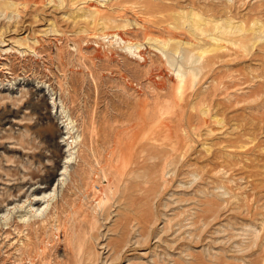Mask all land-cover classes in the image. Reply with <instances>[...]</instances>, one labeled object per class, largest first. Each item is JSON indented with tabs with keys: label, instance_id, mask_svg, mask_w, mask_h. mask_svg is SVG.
<instances>
[{
	"label": "rangeland",
	"instance_id": "obj_1",
	"mask_svg": "<svg viewBox=\"0 0 264 264\" xmlns=\"http://www.w3.org/2000/svg\"><path fill=\"white\" fill-rule=\"evenodd\" d=\"M206 20L232 33L211 45ZM71 122L74 167L36 217L7 212L0 264H71L83 239L80 264H264V0H0V205L63 165ZM110 242L133 247L111 261Z\"/></svg>",
	"mask_w": 264,
	"mask_h": 264
},
{
	"label": "bare ground",
	"instance_id": "obj_2",
	"mask_svg": "<svg viewBox=\"0 0 264 264\" xmlns=\"http://www.w3.org/2000/svg\"><path fill=\"white\" fill-rule=\"evenodd\" d=\"M12 5H15V4H12ZM86 12L81 17L92 18L94 20V18L96 16H98L97 13L99 11L97 10V11L92 12V13H90V12L86 13ZM198 17H199L200 20L203 19L202 16H198ZM95 20H98V22H99L101 20V17H98V19L95 18ZM230 24L227 23L225 27L219 28L218 25H211V23L209 24V21L205 22L204 24L201 23L200 21H198L196 29H198V31H201L200 34L204 35L206 40L212 41L211 45H214V41L218 40V34H217L218 32L216 33L217 30L220 32V35L221 34H227L228 32L232 33L231 30H230L231 29V25ZM229 35H231V34H229ZM196 36H197V34H196ZM198 37H199V35H198ZM189 46H191V45H189ZM221 47H223V46H221ZM221 47H218V48H221ZM200 48H201V52L202 53H206V52L212 51V49H209L208 47L201 46ZM218 48H216V49H218ZM57 113H58V111H57ZM75 125L74 124L72 125V122H71V123H68L67 127H66V129L68 130L67 133L70 134L69 138H71L72 141H70V142L67 141V151L66 152H67L68 155L65 157V162L63 163V165L61 163L62 162L61 159H63L61 157L62 156V154H61V155H59L60 156L59 160H56L54 162L52 161L53 165L50 166L48 164L50 167H48V166L46 167V170H45L46 173H45V175H43V177L30 182L31 187H32V193L31 194H28L27 193L28 191L26 192L22 188L23 190L18 195V198L17 197H10V198L7 199L5 204L0 205V224H1V220L2 219H4V220H8L9 219V216H5L7 214V212H9L8 215H11L10 213L11 212L14 213L15 210L18 211V209L29 207L28 210L32 213V216L36 217L38 212L42 211L43 204L49 203L50 201H55L57 199V196H56L57 194L56 193L66 183L67 176L70 174L69 173V168L72 169L74 167V165L72 164V159H73V156L76 154L75 148L77 146H79L78 140L80 139V144L84 140L83 139V136H84L83 134H84L85 130H83V132L79 133L78 130H76L77 126H75ZM161 126L162 127L163 126L166 127V124L163 123V124H161ZM46 129H44L45 131H43L42 134H44V135L51 134L53 136V135H60L61 132H62V131H60L58 129L57 125L55 124V122L52 119H50V123L48 124V127ZM87 130H89V134H90L89 138L92 141L93 137H94V132H95V122L93 120L90 123L89 127L87 128ZM137 137H138V134L134 133V134L130 135V138L128 139V141H126V142H123L121 140L118 141V147L121 149V151H120L121 154L119 155V157L117 156V165L112 166L109 171L106 170V168L104 166H101L100 170L102 172V177L105 180H107L108 185H107L106 188L104 187L103 191L100 192L102 197H99V202H98L99 207L105 205L107 201H110L112 198L115 197V195L118 194V186L120 185V181L123 179L125 170H127V168H129L134 163V160H133L134 151L133 150H134L135 145H136V138ZM156 141L158 142L159 139H156ZM161 141H162V144L165 143V140H161ZM50 144H47V147L48 148L52 147V149L55 152L60 154V152H61L60 142H56L55 140H53V142L50 143ZM120 160H122L121 169L118 167V161H120ZM58 169H61L63 172L61 174H58L57 173ZM56 180L58 181V183L54 184V181H56ZM23 196H25L26 199L22 202L21 199H22ZM32 196L34 197L33 199H32ZM104 197H106V199H104ZM47 198H48V200L44 201ZM34 201H36V202H34ZM33 202L35 204H39L37 206V208H35L33 206L34 205ZM10 205H14L13 208H9ZM4 208L6 209V213L4 212ZM11 209H13V210H11ZM21 218L24 219L23 216H21ZM91 218H92L91 229L89 228L87 230L88 233H90V234H91L92 231H94L96 229L97 224H98V219L96 217V213L92 214ZM96 238H99L98 235H96ZM116 243H118V242H116ZM129 246H130L129 243H126L124 246L121 247V246H118V244L116 245L115 243L110 242L108 247L110 248V251L113 254L110 257V260L111 261H113L114 259L116 260V258H118V256L122 255V253L124 251L129 250V249H131V247H133V245L131 247H129ZM71 254L73 256V260H71V264L73 262L75 264H80L82 262V260H84L86 258L87 255H86V252H85L84 239L80 240L79 245L73 244L71 246ZM87 261H88L89 264H102V262H103V261L100 262L101 259L99 261L98 258L94 259V260L91 259V258H88ZM111 261H109V262H111Z\"/></svg>",
	"mask_w": 264,
	"mask_h": 264
}]
</instances>
